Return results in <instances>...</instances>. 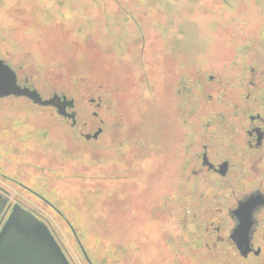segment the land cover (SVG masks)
<instances>
[{"label": "flooded vegetation", "instance_id": "flooded-vegetation-1", "mask_svg": "<svg viewBox=\"0 0 264 264\" xmlns=\"http://www.w3.org/2000/svg\"><path fill=\"white\" fill-rule=\"evenodd\" d=\"M190 3H194L193 12L195 4L201 5L207 21L217 17L219 28L229 32H222L220 37L211 40L190 41L188 49L179 47L178 43L184 41L158 44L164 60L160 69L167 72L176 87L171 98L170 157H165L160 142L155 143L150 135L135 128L139 124L129 121L127 126L124 119L115 117V106L107 105L102 85L82 109L73 99L75 106L67 109V113L75 114V121L50 108L67 129L86 143L81 145L70 139L69 144H74L75 151L83 154L85 147L89 148L83 155L92 160L96 170L98 202L108 201L115 213L124 208L121 211L129 215L132 208L127 198L142 197L141 191L150 184H162L161 178L150 179L151 173L164 176L168 172L172 176L166 186L171 191L163 195L173 205V234L181 231L180 245L184 244L179 246L183 250H177V257L187 254L195 259L200 255L204 262H209V255L224 251L220 259L223 264H264V247L260 244L264 237V0H193ZM224 14L229 15L228 28ZM166 19V26L175 25L172 16ZM169 30L173 34V29ZM134 44V49H126V55L122 54L124 60L132 62L136 58L144 75H158L152 69L157 66L153 61L158 59L151 57L155 54L148 41ZM13 70L19 86L39 92L28 78L23 80ZM164 87L169 88L167 84ZM64 93L54 91L52 95L63 97ZM106 186L110 197L102 199L106 196ZM40 200L46 206L32 200L24 202L14 196L11 188L0 185V203H11V208L20 206L44 223L60 246L64 264H94L70 218L55 203ZM99 208L101 211V205ZM8 217L3 219L1 228ZM129 225L131 231L125 230L126 238L137 227ZM243 225L246 241L240 242L232 236ZM14 227L17 230L9 234L0 228V264H52L54 251L45 235L27 231L19 223ZM17 241L22 245L17 246ZM116 241L117 249H121L122 240ZM39 242L44 245L38 246ZM71 248L80 254L77 261Z\"/></svg>", "mask_w": 264, "mask_h": 264}, {"label": "rangeland", "instance_id": "rangeland-1", "mask_svg": "<svg viewBox=\"0 0 264 264\" xmlns=\"http://www.w3.org/2000/svg\"><path fill=\"white\" fill-rule=\"evenodd\" d=\"M190 1L0 0V59L17 70L20 78H28L42 97L64 91L80 109L102 85L107 105L115 106V117L124 119L127 126L129 121L139 124L135 128L160 142L161 151L170 157L171 98L176 87L167 72L161 71L164 60L158 44L184 41L178 45L188 49L190 41L211 40L229 32L219 28L217 17L207 21L201 5L195 4L193 12ZM166 16L173 17L174 26H166ZM224 16L228 28L229 15ZM141 41H148L155 54L151 57H157L152 69L158 75H144L136 58L124 60L126 49H134V43ZM70 139L86 145L50 107L35 106L22 97L0 98V185L11 188L24 202L46 206L41 198L55 203L70 218L94 264H196L197 260L204 264L200 255L194 262L187 254L176 256L184 244L180 245L181 231L173 234V205L164 199L171 191L166 186L171 174L151 173L150 179L161 178L162 184H150L141 191L142 197H128L129 215L121 211L124 208L115 213L108 201H97L96 170L83 155L89 148L81 154L69 144ZM105 195L102 199L110 197L108 186ZM129 224L137 227L126 238ZM61 238L67 244L63 234ZM116 239L122 240L121 249ZM74 250L76 259L80 254ZM225 253L209 255L211 261L205 263L223 264L220 259Z\"/></svg>", "mask_w": 264, "mask_h": 264}, {"label": "water", "instance_id": "water-1", "mask_svg": "<svg viewBox=\"0 0 264 264\" xmlns=\"http://www.w3.org/2000/svg\"><path fill=\"white\" fill-rule=\"evenodd\" d=\"M26 97L34 104L40 107H53L57 110V113L65 118H69L75 121V114L67 113V109H73L75 104L73 99H68L66 96H59L57 94L52 95L51 97L44 99L41 94L33 89L22 88L17 83L16 72L2 59H0V98L5 97ZM18 209V210H17ZM6 215H9L5 225L1 228V224ZM22 225L27 231H38V233L45 235L48 241V245L52 246L54 253L52 264H64L66 262L65 257L60 249V246L57 244L55 239L50 234L46 225L38 220L32 213L21 208L20 206L15 205L11 208V203L7 205V202L0 203V228L2 232L6 230L7 234L14 232L17 229L14 227V224ZM242 224H245L243 222ZM242 228L235 232L232 238L238 237L240 242L246 241V228ZM1 232V233H2ZM1 237V234H0ZM22 245V243L17 241V246ZM32 246V243L30 242ZM38 246H43V242L37 243Z\"/></svg>", "mask_w": 264, "mask_h": 264}, {"label": "trees", "instance_id": "trees-1", "mask_svg": "<svg viewBox=\"0 0 264 264\" xmlns=\"http://www.w3.org/2000/svg\"><path fill=\"white\" fill-rule=\"evenodd\" d=\"M187 256H188L189 258L192 259V257H190L189 255H187ZM192 260H193V262H194L195 259H192ZM209 261H211V260H209ZM178 262H179V261H178ZM195 262H196V264H197V263H200L201 261H200V260H197V261H195ZM181 263H182V262H179V264H181ZM213 263H214V262H213ZM204 264H206V263L204 262Z\"/></svg>", "mask_w": 264, "mask_h": 264}]
</instances>
